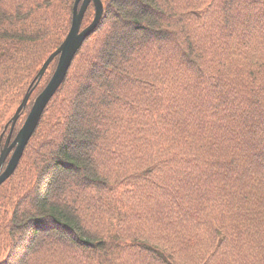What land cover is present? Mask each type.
Wrapping results in <instances>:
<instances>
[{"label":"trees","instance_id":"obj_1","mask_svg":"<svg viewBox=\"0 0 264 264\" xmlns=\"http://www.w3.org/2000/svg\"><path fill=\"white\" fill-rule=\"evenodd\" d=\"M102 2L0 185V264H264V0ZM73 3L0 0L7 111Z\"/></svg>","mask_w":264,"mask_h":264},{"label":"water","instance_id":"obj_2","mask_svg":"<svg viewBox=\"0 0 264 264\" xmlns=\"http://www.w3.org/2000/svg\"><path fill=\"white\" fill-rule=\"evenodd\" d=\"M94 6V16L89 24L81 28L82 20L85 11L89 4ZM103 14L102 0H74L72 9V19L69 30L59 46L52 51L43 61L41 67L37 71L30 87L25 92L21 102L16 107L13 115L4 125V129L0 134V144L4 131L9 125L7 135L0 145V185L8 179L17 167L19 160L23 154L25 146L35 131L40 117L46 108L48 102L53 97L59 86L65 79L66 73L72 62L73 57L82 46L84 40L89 36L98 25ZM57 57V64L50 79L44 88L36 95L32 106L15 136L12 138L14 125L20 115V112L25 108L29 97L36 83L42 78L48 65ZM35 81V85L32 86Z\"/></svg>","mask_w":264,"mask_h":264},{"label":"rangeland","instance_id":"obj_3","mask_svg":"<svg viewBox=\"0 0 264 264\" xmlns=\"http://www.w3.org/2000/svg\"><path fill=\"white\" fill-rule=\"evenodd\" d=\"M27 87H25L26 89ZM36 93V92H35ZM9 99L8 95H5L2 100H0V134L2 133L3 129H4V124H6L8 121V118H10L12 116V114L14 113L16 107L18 106V102H16L12 108L7 111V105H6V101ZM8 128V127H7ZM8 130L6 129L3 133V137L1 140V144L3 143L6 135H7ZM0 144V145H1Z\"/></svg>","mask_w":264,"mask_h":264}]
</instances>
